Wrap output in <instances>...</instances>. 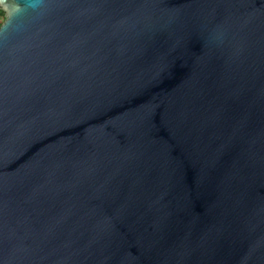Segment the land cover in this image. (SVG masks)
I'll use <instances>...</instances> for the list:
<instances>
[{"label":"water","instance_id":"95a60500","mask_svg":"<svg viewBox=\"0 0 264 264\" xmlns=\"http://www.w3.org/2000/svg\"><path fill=\"white\" fill-rule=\"evenodd\" d=\"M0 10V264H264V0Z\"/></svg>","mask_w":264,"mask_h":264},{"label":"trees","instance_id":"16d2710c","mask_svg":"<svg viewBox=\"0 0 264 264\" xmlns=\"http://www.w3.org/2000/svg\"><path fill=\"white\" fill-rule=\"evenodd\" d=\"M2 20H3V12L0 10V24H1Z\"/></svg>","mask_w":264,"mask_h":264}]
</instances>
